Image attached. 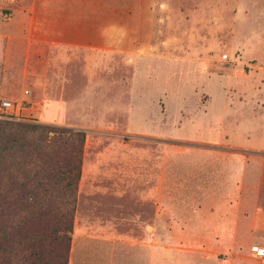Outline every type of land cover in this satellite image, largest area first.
<instances>
[{
    "label": "rangeland",
    "instance_id": "obj_1",
    "mask_svg": "<svg viewBox=\"0 0 264 264\" xmlns=\"http://www.w3.org/2000/svg\"><path fill=\"white\" fill-rule=\"evenodd\" d=\"M73 1L0 0V120L86 131L66 264H264V0L77 1L107 53L51 42L94 36Z\"/></svg>",
    "mask_w": 264,
    "mask_h": 264
},
{
    "label": "trees",
    "instance_id": "obj_2",
    "mask_svg": "<svg viewBox=\"0 0 264 264\" xmlns=\"http://www.w3.org/2000/svg\"><path fill=\"white\" fill-rule=\"evenodd\" d=\"M85 134L0 120V264H50L46 244L59 246L53 264H66Z\"/></svg>",
    "mask_w": 264,
    "mask_h": 264
},
{
    "label": "crops",
    "instance_id": "obj_3",
    "mask_svg": "<svg viewBox=\"0 0 264 264\" xmlns=\"http://www.w3.org/2000/svg\"><path fill=\"white\" fill-rule=\"evenodd\" d=\"M77 1H82V0H74L72 4V2L67 3V6H71V7H75L77 8ZM83 2V1H82ZM94 2L97 1H93L91 2V6H95L96 4H94ZM63 2L59 3L56 5L55 7V13H57L56 16H58L59 14V8L63 7ZM86 5V4H85ZM98 6H103V7H109V8H114L116 5L114 4L113 0H104V1H100V4H98ZM32 18H34V5H32ZM25 14L27 13H23V18L28 17ZM17 15V14H16ZM15 13H13V15L10 17V19L12 18L13 20L16 19V21H14L12 24H10V33L11 35H13L14 33L17 32L18 30V17L19 15L16 16ZM70 16H68L69 18L66 19L64 22L69 23L70 27L74 29V25L78 24V22L81 21H85L87 23V25L95 23L96 24V31L93 33V37L84 35V34H79V36L73 35V33H71V37L72 38H76L79 40H67L65 39L66 36L64 34H61L60 31L57 32V34L55 35V42L51 41L53 43H55L56 45H58L57 47L59 48H64V49H87L89 52H95V53H103L107 51H113L114 49H117V46H119V41L121 39V31L119 30V26L116 24H113V22L108 21L107 19H102L98 16V13L94 10H83V11H79L78 8L74 9V11H71V13H69ZM19 19L21 20L22 18L19 17ZM33 20V19H32ZM116 23H118V21H116ZM86 25V24H85ZM105 25V26H104ZM75 30V29H74ZM52 38V37H51ZM50 39V37L48 38ZM87 40L86 43H84L81 40ZM64 40L67 41V43H63ZM73 44V45H67V44ZM84 43V44H81ZM63 45V46H60ZM106 44V46H104ZM107 49V50H105ZM115 51V50H114ZM109 264H168V259L162 256H151V255H137V256H131V257H111ZM177 264H187L185 261H178Z\"/></svg>",
    "mask_w": 264,
    "mask_h": 264
},
{
    "label": "built area",
    "instance_id": "obj_4",
    "mask_svg": "<svg viewBox=\"0 0 264 264\" xmlns=\"http://www.w3.org/2000/svg\"><path fill=\"white\" fill-rule=\"evenodd\" d=\"M0 107L3 110H7V109L11 110V109L14 108V105L10 101L4 100V101L1 102V106Z\"/></svg>",
    "mask_w": 264,
    "mask_h": 264
}]
</instances>
